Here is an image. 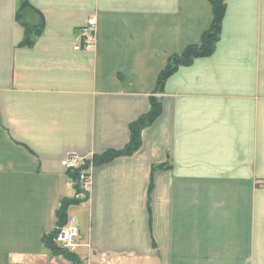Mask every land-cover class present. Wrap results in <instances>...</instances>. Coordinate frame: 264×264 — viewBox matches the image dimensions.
<instances>
[{
	"label": "crops",
	"instance_id": "crops-1",
	"mask_svg": "<svg viewBox=\"0 0 264 264\" xmlns=\"http://www.w3.org/2000/svg\"><path fill=\"white\" fill-rule=\"evenodd\" d=\"M29 2L22 23L42 33L25 45L19 0H0V264L68 262L43 237L69 199L82 264H264V0L226 1L213 55L167 80L137 152L101 165L169 58L200 43L211 4ZM91 18L96 41L78 51ZM71 152L87 191L61 166Z\"/></svg>",
	"mask_w": 264,
	"mask_h": 264
},
{
	"label": "trees",
	"instance_id": "trees-1",
	"mask_svg": "<svg viewBox=\"0 0 264 264\" xmlns=\"http://www.w3.org/2000/svg\"><path fill=\"white\" fill-rule=\"evenodd\" d=\"M227 0H209L212 7V20L209 28L202 34L200 43L188 45L181 54L173 55L169 58L166 68L159 74L157 79V89L155 95L150 97L149 111L143 114L139 119L130 125V141L128 145L121 149H110L106 152L96 155L93 158L95 165H101L113 161L122 156H132L139 150L142 144V132L151 126L162 114L163 106L160 94L163 93L167 80L180 68L191 66L196 59L206 58L216 50L217 43L221 38L223 20L226 14ZM20 6L17 12V17L22 23L23 13L27 10H35L29 0H19ZM25 28V38L23 43L25 45H32L37 37L42 33L41 25H30L22 23ZM88 161L79 169L69 171L72 179L76 182L77 189L80 191L79 175L81 171L87 169ZM74 200H65L61 203L57 211V226L64 225L68 215L67 207L74 203ZM57 235V230L54 229L51 233L43 237V243L47 250L53 255L64 256L75 264H82L76 254L62 249L54 242Z\"/></svg>",
	"mask_w": 264,
	"mask_h": 264
},
{
	"label": "built area",
	"instance_id": "built-area-1",
	"mask_svg": "<svg viewBox=\"0 0 264 264\" xmlns=\"http://www.w3.org/2000/svg\"><path fill=\"white\" fill-rule=\"evenodd\" d=\"M83 44L76 45L78 51L90 50L96 41V18H91L82 28ZM84 164V159L78 154L71 152L61 161V166L67 171L79 169ZM79 186L81 190L87 191L90 188L89 175L86 170L79 175ZM57 235L54 242L64 250L75 251L78 246L80 227L73 216H68L64 225L55 227Z\"/></svg>",
	"mask_w": 264,
	"mask_h": 264
},
{
	"label": "rangeland",
	"instance_id": "rangeland-1",
	"mask_svg": "<svg viewBox=\"0 0 264 264\" xmlns=\"http://www.w3.org/2000/svg\"><path fill=\"white\" fill-rule=\"evenodd\" d=\"M55 256H58V255H55ZM64 257V256H63ZM57 259H59V258H57ZM61 260H63V259H61ZM58 260H53V264H56V262H57ZM59 262V261H58ZM64 264H75V263H73L71 260L69 261V259H68V262L67 261H65V260H63L62 261ZM62 264V263H61Z\"/></svg>",
	"mask_w": 264,
	"mask_h": 264
}]
</instances>
